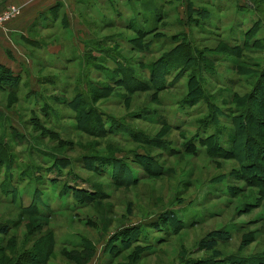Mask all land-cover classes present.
Masks as SVG:
<instances>
[{
  "label": "rangeland",
  "instance_id": "rangeland-1",
  "mask_svg": "<svg viewBox=\"0 0 264 264\" xmlns=\"http://www.w3.org/2000/svg\"><path fill=\"white\" fill-rule=\"evenodd\" d=\"M144 1L155 4L160 2ZM168 1L163 2L162 8L166 12L162 10V15L155 24V32L163 35L165 41H170L171 33L177 35L184 32L194 47L214 49L215 52L202 59L201 63L197 62L198 65L193 64L182 72L178 79L172 81V88L159 93L162 101L171 105L170 107L149 102L148 92L126 93L121 87H111L108 92H103L101 98L94 100L96 107L106 115L115 118L126 115L129 117L128 113L142 107L160 106L159 109H173L184 92L186 78L190 73L202 79L201 87L206 92L213 94L219 90L226 96L232 93L239 96L250 89L254 75L244 83L241 81L243 73L237 72L238 67L255 71L246 61L256 66L264 65V13H261L263 18L253 15L255 12L251 10L240 14L237 8H232L233 5L227 3L231 10L211 8L205 13V20L200 17L193 25L187 21L179 2ZM232 2L238 3V6L245 4L244 0H231ZM89 3L92 4L88 10L75 7L73 11L66 6L67 14L71 13L69 16L72 30L64 25L67 24L64 13L58 12V19L54 24L57 28L43 31L40 36L38 31H31L29 35L38 37L36 42L40 46L43 44L42 49L37 51L24 42L21 44L24 51L18 66L15 70L7 68L20 80L13 93L0 90V141H7L8 147V152L4 151L2 157L0 155V158H4L0 161V223L8 224L7 232L0 234V244L4 247L2 253L8 256L10 252L20 248L24 232L32 223L40 221L41 229L51 228L53 231L55 243L50 250V261L57 259L60 264H74L62 260L61 250L64 246L69 249L74 243H79L80 237L93 244V252L83 264H239L242 262L241 257H245L246 264H254L256 257L264 254V151L259 154L257 152V157L252 159L253 164L242 166L238 156L254 149L252 145L245 146L246 135L241 134L236 141L235 154L225 152L223 156L217 157L214 149L207 148L211 140L204 141L205 146L197 144L198 148L191 154L175 149L171 151L169 145L163 141H160V146H164L160 150L157 144L159 142H139L129 138L124 140L122 136L110 134L97 136L72 127L82 107L71 108L66 102L75 95V91L85 94L88 80L91 82L89 89L94 88L99 93L101 90L92 84L105 82L101 77L104 73L107 76L110 73L111 61L102 59V50L96 48L99 46L109 52L117 51L123 59L129 60L142 55L126 48L129 45H125V41L128 42L127 39L133 37L132 33L130 30L121 29V24H113L120 18L110 13L111 5L97 6L95 0ZM105 6L107 12H104ZM114 6L123 18L130 7L124 0H118ZM133 6L131 3V7ZM260 9L264 11V7ZM255 18H259L257 24L260 27H255L252 32L257 41L251 44L252 48H240V57L228 56L218 51L227 48L221 42H226L229 46L241 44L244 40L243 30ZM109 20L111 23L106 22ZM238 21L241 23L237 24ZM146 22L144 27L151 25L148 20ZM51 35L53 40L47 39ZM107 36L112 38L104 41ZM49 41L53 46L47 45L48 50L52 51L47 53L45 45ZM110 41L117 42L118 48L112 46L113 42ZM100 42L103 44L98 45ZM158 45L159 42L153 44L151 51L154 53L146 54L142 59H154L170 46L166 44L162 51H156ZM43 51L46 52L45 55ZM87 53L101 60L102 64L97 65L102 67L99 68L102 75L93 69L90 60L86 62ZM130 67L136 72L140 69L138 66ZM213 79L219 84H215ZM51 80L53 82L47 83ZM58 89H63L62 94H58ZM53 97L56 102L62 99L65 103L58 104ZM199 106H202L200 113L190 119L181 116L180 112L179 120H172L185 132L179 133L181 136L178 130L149 124L148 121L130 119L129 123L135 129L146 133L145 136H153L163 129L161 138L169 141L172 146L174 143L180 145L196 129L195 120L205 112L204 106ZM41 107L46 110L45 115H41ZM49 109L54 113H50ZM142 117L148 120V116ZM253 129L260 128L253 126L251 130ZM260 130L261 135L255 136L257 142L262 144L264 135L262 129ZM222 144L231 147L234 145L226 142ZM205 147L213 155L208 154L209 150L204 151ZM189 148L193 149L192 145ZM82 152L86 155L93 153L96 159V154L104 156L103 159L106 156L108 158L109 154L121 159H132L136 154H146L142 156H153L152 163L143 157L144 162L148 160L153 168L137 181L127 184L112 183L109 171L96 174L92 170V167L95 168L91 166L94 159L84 158L82 163L75 160ZM54 156H61V161L66 156L68 163L63 164L64 166L48 167ZM53 179L54 183H51L50 180ZM41 181L48 186L41 190V194L52 206L51 214L47 217L30 210L22 211L17 207L18 203L26 204L29 201L34 187H42ZM63 182L77 189L94 190L97 201L80 208L70 204L65 196L56 195ZM81 194L84 197V193ZM86 216L88 217L85 218ZM84 219L87 220L86 223ZM131 227L140 229L141 239L130 242L128 247L112 255L105 251L104 246L109 235L121 229L130 232ZM146 238L150 239L148 248L143 251L134 248L135 244L142 243ZM6 244L10 246H5ZM147 252L149 253L146 254Z\"/></svg>",
  "mask_w": 264,
  "mask_h": 264
},
{
  "label": "trees",
  "instance_id": "trees-1",
  "mask_svg": "<svg viewBox=\"0 0 264 264\" xmlns=\"http://www.w3.org/2000/svg\"><path fill=\"white\" fill-rule=\"evenodd\" d=\"M102 5L110 6V13H114L115 17H118L119 20L113 23L114 25L121 24V29L130 30L133 37L125 40L126 48L129 51H135L136 53H140L138 58L134 60L123 59L118 52H109L108 49H101L99 46L96 48L97 50H102L103 57L102 59L111 61L112 66H109L110 73L107 76L105 73L103 75V80L105 82H97L93 83L94 87L101 90L99 93H96V89H89L91 86V82L88 80V85L85 87V94L82 91H75V95L71 96L70 99L66 102L71 108L78 106L82 107L80 109V114L75 119V123L72 125L74 129H81L86 133L92 135H117L124 137V140L133 139L139 142H145V140H149L148 142H159L157 143L160 146V141L169 145V149H175V151L179 152H188L193 154L194 149L198 148L197 144H202L204 141L211 140L210 146L207 148L214 149L215 156H223L226 153L235 154V149L237 146L236 141L240 139L241 134L246 135L245 137V146L250 147L252 145L254 147L253 151L249 150L242 154L240 157V163L242 166H248L253 164L252 159L254 156L257 157L258 154L264 151V143L257 142V137L255 135H264V65L256 66L254 64H247L253 66L255 71L243 70L244 67H238L237 72L243 73L242 82H246L254 75V80L252 81V85L250 89L246 92H243L241 95L236 96L235 93L229 94L228 96L224 95L223 91H215L213 94L210 92H206V90L201 87V78L196 74H189L186 78V83L184 87V92L182 93L178 102H176V106L170 109H159L153 107H142L136 109V111L128 113L129 117L122 116L121 118H115L114 116H109L103 113L100 109H98L95 105V99L101 98L103 92H108L111 87H121L126 93L132 92H140L145 91L148 92V100L151 103H157V105L170 107L168 103L162 101L159 93L163 92L166 89L172 88V81L178 79L180 74L185 70H188L190 66L193 64L196 66L202 62V59H206L208 55L212 52H215L214 49L203 50L202 47H194L188 40L184 32L177 34L171 33L169 36L170 41H165L163 35L158 32H155L157 27L156 21H158L162 15L163 10V2H169L168 0H160L158 4L149 1V3L144 0H124V3H138L140 7L137 8V5L133 7H129L128 13H126L125 17L121 16L119 10L115 9V6L112 5L114 0H102ZM130 1V2H129ZM181 1V0H180ZM185 1V15L187 21L191 24L197 23L196 19L205 20L206 14L208 10L211 8L216 9H224L226 11L231 10L230 7L225 6V2L223 0H218V2L213 0H184ZM238 3L232 2L230 5H233L232 8H237L240 14H245L247 10H251L254 14L262 16L261 13H264L260 8L264 7V0H245V4L238 6ZM240 5V4H239ZM222 7V8H221ZM57 9V7L55 8ZM107 12L108 10L103 8ZM164 11V10H163ZM166 12V11H164ZM110 17V16H109ZM108 17V18H109ZM113 17L114 19H116ZM104 20H107L103 17ZM263 18V16H262ZM151 23L150 26L144 27L143 24L147 23L146 21ZM137 21L140 22L137 24ZM152 21L154 23H152ZM107 23H111V21H106ZM241 23L238 21L237 24ZM258 19H253L252 23L248 25L244 30V39L241 41V44H232L229 46L226 42H221L226 49H218L219 52L225 53L228 56H239L241 54V49L245 47L252 48L251 44L257 43L254 39L255 35L252 34L255 31V27H260L257 23ZM238 28V26H237ZM248 35H251L249 38ZM162 37L161 39H158ZM112 38L111 36H107L104 41H109ZM264 40V37H263ZM112 46L118 48V43L114 41ZM159 42V45L156 48V51H162L166 44H170L167 50L154 59H142L146 57V54L151 55L154 53L151 46L155 43ZM117 43V44H116ZM129 43V44H128ZM100 42L98 45H102ZM229 49V50H228ZM155 51V50H154ZM155 51V52H156ZM205 51V52H204ZM230 51L229 53H226ZM88 52V51H87ZM242 56V54H241ZM86 62L91 61L93 63V69L99 71L102 75L101 69L102 67H98V63L102 64L101 60L95 59V57L89 55L87 53L85 55ZM127 60V61H125ZM197 64V65H198ZM132 66H138L140 69L136 72ZM144 74L138 75V74ZM106 75V76H105ZM246 75V76H245ZM209 77V74L207 73ZM97 78V77H96ZM100 79V76L98 77ZM19 77L12 75L10 71L4 66L0 65V90H6L7 92L13 93L16 91V86L19 83ZM102 80V79H101ZM215 84L217 81L213 79ZM51 81H47V83H51ZM231 83V81H230ZM53 86V85H52ZM62 88V85L59 86ZM65 92V85H63ZM74 90V87L72 88ZM55 90V89H52ZM60 91L58 94H62L63 89H58ZM102 92V93H101ZM33 94V93H32ZM39 98V97H38ZM221 98V99H216ZM54 101L56 100L53 97ZM219 100V101H216ZM239 101V102H238ZM56 102V101H55ZM234 102V103H233ZM56 103H65L64 100H59ZM202 104L204 106L205 112L202 114V117H198L196 121V129L192 130L186 138L183 139V142L180 145H176L175 143L170 144L169 141H165L161 136L163 135V129L159 132L157 131L153 136H145L146 133L142 132L140 129H135L129 121L130 119H136L141 121H148L149 124H158L164 127H168L169 129L178 130L179 133H185L179 129L178 123L174 122L179 120V113L181 112V116L190 117L200 113L199 106ZM256 104V105H255ZM196 106V107H195ZM41 107V115H45L46 110ZM50 113H54L52 109H49ZM142 116H148V120L143 119ZM169 117H171L169 120ZM174 118V119H173ZM174 120V121H172ZM260 123V124H259ZM33 126V125H32ZM260 128L253 129L251 128ZM255 133V134H254ZM144 134V136L142 135ZM168 135V134H167ZM180 135V134H179ZM181 136V135H180ZM223 142L234 144L231 146H225L222 144ZM251 142V143H248ZM7 141H0V155L1 157L4 155L3 152H8V147L6 146ZM190 144V145H188ZM193 147L190 149L189 147ZM196 147L194 148V146ZM189 146V147H188ZM164 146H160L159 149L163 150ZM205 147L204 151H207ZM257 149V151H256ZM261 149V150H260ZM220 151V152H219ZM209 155H213L211 151H207ZM219 152V153H218ZM226 152V153H225ZM98 159H96L92 154L86 155V153L82 152L77 155L78 159L82 163V159L84 158H92L91 166L92 170L96 174H101L109 171V176L111 177L112 183H129L133 181H137L140 177H143L146 171H149L153 168V166L149 165L148 160L154 161L152 156L145 157L142 155L146 154H136L137 158L130 159L129 157L125 158H114L111 154H109L106 159L104 156L96 154ZM236 155H239L236 153ZM7 156V155H6ZM226 156H229L228 154ZM5 157V156H4ZM147 158L146 162H144V158ZM212 157V156H210ZM259 157V156H258ZM61 156L52 157V161L50 162V166L60 165L64 166L68 163L66 156L64 161H61ZM4 158H0L2 162ZM128 161V162H124ZM67 162V163H66ZM101 162V164H99ZM64 164V165H63ZM4 165V164H3ZM6 165V164H5ZM82 166V165H81ZM139 172H136V170ZM154 171V170H153ZM148 172V174H149ZM158 172V170H157ZM143 173V174H140ZM152 173V172H151ZM161 173V172H159ZM158 173V174H159ZM140 174V176H139ZM108 176V177H109ZM53 180H50L51 183H54ZM42 187L36 188L34 187L30 199L26 204L18 203L17 207H19L22 211L30 210L33 213H36L39 216L47 217L51 214L52 206L48 203L44 196L41 194V190L43 188H47L44 182L41 181ZM81 193H84V197ZM57 196H65V200L73 204L74 206L80 208L82 206L93 204L96 202L97 196L94 195V190L87 191L83 189H77V187L68 185V183L63 182L60 185V189L57 190ZM100 198V197H99ZM96 200V201H94ZM86 216L85 218H87ZM166 217V216H165ZM167 221V217L164 218ZM162 221V219H160ZM86 223L87 220L84 219ZM42 223L40 221L36 223H32V225L24 232L22 237V245L20 248L15 250L14 252H10L8 256L2 253L4 247L0 244V264H43L45 260L51 255V249L54 242L53 231L51 228L41 229ZM159 227V225H158ZM8 224L0 223V234H4L7 232ZM130 232H127L126 229H121L114 231L111 235H109L106 245L104 246L105 251H107L110 255L115 253L116 251H121L124 248L130 245V242L141 239L139 234L140 229L138 227H131ZM25 238V239H24ZM32 238V239H30ZM149 238L143 239L142 243H137L134 245V248L139 249V251H143L149 247ZM6 244L5 246H7ZM10 246V245H8ZM78 247V248H77ZM93 252V244L88 239L84 237H80L79 243H74L71 245L69 249L64 248L61 250V257L63 260H67L68 262H73L74 264H83L84 261L90 257ZM147 252L146 254H148ZM242 262L239 264H246L247 260L245 257H241ZM253 262V261H251ZM63 264V263H61ZM65 264V263H64ZM238 264V263H237ZM254 264H264V254H261L256 257L254 260Z\"/></svg>",
  "mask_w": 264,
  "mask_h": 264
},
{
  "label": "crops",
  "instance_id": "crops-1",
  "mask_svg": "<svg viewBox=\"0 0 264 264\" xmlns=\"http://www.w3.org/2000/svg\"><path fill=\"white\" fill-rule=\"evenodd\" d=\"M117 1L118 0H114L112 5L117 4ZM176 1L179 2V5L182 9H184L185 13V1ZM216 1L218 2V0ZM89 2H94V0H82V2L81 0H0V9L10 4L16 6L19 9L18 15L7 21L4 24L3 28H0V65L10 70H15L14 68L18 66L17 64L19 63V61H21L22 58L21 54L24 49L21 44H23L24 42L27 43L32 49L35 48L37 51L42 49L41 47L43 44L40 46L39 43L37 44L36 42V39L38 37H31L29 33L35 30L38 31L37 34H39L40 36V33L43 31L57 28V26L54 24L58 19V12L64 13L65 20H67V24L64 23V25L67 26L68 30H72V20L69 16L71 13H69V15L67 14L66 6L71 7L69 8V10L72 9L73 11L75 10V7L79 9L80 7H82L83 9L85 8V10H88V7L92 4ZM95 2L97 6L101 5L100 0H95ZM222 2H225V6H227L226 4H230L231 0H223ZM132 4L140 7L136 2ZM129 6H131V4H129ZM56 7L57 9H55ZM58 7H60V9ZM47 24H51L52 26L48 27L46 26ZM47 39L53 40V35L47 37ZM49 43L50 41L45 45V51H47V53L52 52L48 50L49 46L47 45H50ZM52 46L53 44L50 45V47ZM45 51H43L44 55L46 54ZM50 257L51 255H49V257L43 264L59 263L58 261L60 260L57 259H53L50 261Z\"/></svg>",
  "mask_w": 264,
  "mask_h": 264
},
{
  "label": "built area",
  "instance_id": "built-area-1",
  "mask_svg": "<svg viewBox=\"0 0 264 264\" xmlns=\"http://www.w3.org/2000/svg\"><path fill=\"white\" fill-rule=\"evenodd\" d=\"M19 13V9L14 5H6L0 9V28L4 27V24L10 19L17 16ZM92 264V263H88Z\"/></svg>",
  "mask_w": 264,
  "mask_h": 264
}]
</instances>
